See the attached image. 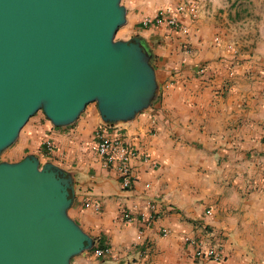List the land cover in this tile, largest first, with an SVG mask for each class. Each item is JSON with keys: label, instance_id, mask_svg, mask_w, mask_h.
<instances>
[{"label": "crops", "instance_id": "obj_1", "mask_svg": "<svg viewBox=\"0 0 264 264\" xmlns=\"http://www.w3.org/2000/svg\"><path fill=\"white\" fill-rule=\"evenodd\" d=\"M122 3L119 38L138 36L156 72L150 106L112 127L94 102L67 126L39 118L13 159L38 154L27 150L33 139L37 149L50 141L53 151L40 157L72 177L68 214L109 252L84 251L71 264H264V0ZM166 9L183 32L142 24ZM99 128L152 160L132 162L128 190L93 150ZM141 212L152 213L150 224L139 221ZM186 237L217 245L223 260L195 259Z\"/></svg>", "mask_w": 264, "mask_h": 264}, {"label": "water", "instance_id": "obj_2", "mask_svg": "<svg viewBox=\"0 0 264 264\" xmlns=\"http://www.w3.org/2000/svg\"><path fill=\"white\" fill-rule=\"evenodd\" d=\"M121 0H0V154L38 110L54 127L96 103L103 124L133 119L157 90L138 36L117 38ZM70 174L34 154L0 162V264H71L94 239L69 214Z\"/></svg>", "mask_w": 264, "mask_h": 264}, {"label": "built area", "instance_id": "obj_3", "mask_svg": "<svg viewBox=\"0 0 264 264\" xmlns=\"http://www.w3.org/2000/svg\"><path fill=\"white\" fill-rule=\"evenodd\" d=\"M184 6H177L176 12H182ZM190 15L194 12V8L188 9ZM163 25L166 27H172L184 31V27L180 24L177 16L170 10H161L151 18H145L142 21L144 26L148 24ZM113 126V125H109ZM46 151L50 154L53 151V145L50 141L44 142ZM93 150L100 157L102 162L108 168L112 169L122 189H130L136 178L132 168V162L139 160L146 164H151L152 160L148 154L143 152L137 147L126 144L122 140L116 137H110L105 134L102 129H97L94 134ZM98 205L95 208L98 209ZM128 220L131 219L129 213L126 214ZM139 221L148 225L153 220L152 213L141 212L138 214ZM185 241L193 247V257L200 260H210L213 262H220L223 260V254L217 245L207 242L206 239L190 238L186 237ZM94 247V246H93ZM93 249V248H92ZM95 256H103L109 252L107 247H94L92 251Z\"/></svg>", "mask_w": 264, "mask_h": 264}, {"label": "rangeland", "instance_id": "obj_4", "mask_svg": "<svg viewBox=\"0 0 264 264\" xmlns=\"http://www.w3.org/2000/svg\"><path fill=\"white\" fill-rule=\"evenodd\" d=\"M124 0H121V3L123 2ZM123 4V3H122ZM128 16V14H127ZM127 23V22H126ZM120 31L117 32L116 34V37L119 38L120 37ZM40 118V121L41 122H44V121H47L49 122L46 117L44 116L43 112L41 110H38L32 117H30L28 119V121L26 122V124L22 127V129L20 130L19 132V135L16 139V141L11 144L9 147H7L6 149L3 150V152L0 154V159H6L7 157L10 156V152L13 150V148L16 146V144L22 139L23 137V133L25 131V129L35 120H38ZM50 123V122H49ZM37 139V138H36ZM36 139H33V142L32 143H29L28 146H27V150L29 151H35V142H36ZM43 161V160H42Z\"/></svg>", "mask_w": 264, "mask_h": 264}, {"label": "flooded vegetation", "instance_id": "obj_5", "mask_svg": "<svg viewBox=\"0 0 264 264\" xmlns=\"http://www.w3.org/2000/svg\"><path fill=\"white\" fill-rule=\"evenodd\" d=\"M43 143H41L40 144V146L38 147V149L37 148H35V152H37L38 154H36V153H31V154H34V155H36L38 158H39V160H40V163L42 164L43 162H44V160H43V158L42 157H40V153H42V150H41V145H42ZM3 152V151H2ZM13 150L10 152V156L9 157H7L6 159H0V162L1 161H9V162H13V161H18V160H20V159H22V158H19V159H13ZM22 157H24V156H22ZM43 160V161H42Z\"/></svg>", "mask_w": 264, "mask_h": 264}, {"label": "trees", "instance_id": "obj_6", "mask_svg": "<svg viewBox=\"0 0 264 264\" xmlns=\"http://www.w3.org/2000/svg\"><path fill=\"white\" fill-rule=\"evenodd\" d=\"M55 128H57V127H55ZM41 150H42V153H43L44 156H48L49 155V153L46 151V148H45V144L44 143L41 145ZM94 247H93L92 250H90V252H92L94 250Z\"/></svg>", "mask_w": 264, "mask_h": 264}]
</instances>
